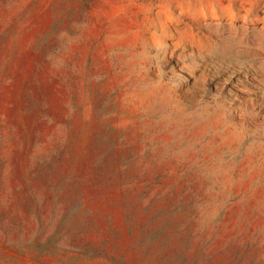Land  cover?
<instances>
[{
    "label": "rangeland",
    "instance_id": "1",
    "mask_svg": "<svg viewBox=\"0 0 264 264\" xmlns=\"http://www.w3.org/2000/svg\"><path fill=\"white\" fill-rule=\"evenodd\" d=\"M0 264H264V0H0Z\"/></svg>",
    "mask_w": 264,
    "mask_h": 264
}]
</instances>
